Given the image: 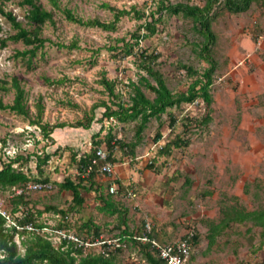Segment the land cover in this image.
I'll use <instances>...</instances> for the list:
<instances>
[{"label": "rangeland", "instance_id": "374dc122", "mask_svg": "<svg viewBox=\"0 0 264 264\" xmlns=\"http://www.w3.org/2000/svg\"><path fill=\"white\" fill-rule=\"evenodd\" d=\"M38 1L53 12L54 23L41 27V36L49 41L29 65L27 58L17 53L31 46L21 40L6 41L16 30L2 10L33 30L36 25L27 18L30 6L22 5L20 0H0V81L9 82L17 76L27 92L29 108L28 115L0 109V165L21 156L23 163L17 164L23 166L20 168L31 181L49 176L53 184L49 190L25 193L28 204L22 206L24 211L33 213L38 222L50 228L63 227L68 234L84 240L118 237L125 225L117 214L112 216L99 209L103 204L98 195L101 192L118 202L133 233L142 234L148 220L153 225V236L161 241L193 233L190 264H264V229L252 220L231 223L216 235V243L209 245L210 226L220 221L225 204L264 209V0H255L240 13L229 11L225 0L215 4L212 28L217 39L211 53L218 67L211 86L213 102L208 106L199 98L169 108L160 118L153 117L133 153L127 147L116 146L112 155L115 161L111 160L116 173L93 170V189L82 190L85 201L81 206L74 204L72 191L60 188L58 183L66 178H88L78 161L97 147L103 146L109 153V132L124 144L136 139V122L108 120L103 117L102 105L92 111L95 104L109 101L100 82L103 74L116 80V91L125 99L131 90L129 81H138L141 73L147 74L138 65L139 56L125 55L119 39L132 40L134 33L144 34L140 25L154 17L158 31L142 38L135 50L157 52L154 65L168 86L174 93L186 92L197 76H190L183 66H192L200 73L208 67L201 55L205 37L193 18L158 10L163 2L204 6L207 0H59L60 8L49 0ZM106 4L117 10H131L114 30L81 25L63 13L68 8L84 19L110 21L116 11ZM133 7L144 16L137 18ZM59 43L77 45L62 47ZM144 90L154 97L152 91ZM1 94L5 103H12L15 90ZM92 114L95 119L89 127L77 126L78 122L88 123L87 117ZM207 115L211 118L204 122ZM38 117L42 123L66 125L46 137L31 122ZM158 131L162 137L156 140ZM178 137L189 139V145L175 146L172 142ZM98 140L103 142L98 145ZM168 144L171 146L166 152ZM45 154L51 157L42 165L41 173L36 156ZM113 182L119 187L118 193L109 190ZM85 184L90 183L87 180ZM128 189L137 196L129 197ZM15 197L11 190H0V204L10 211ZM56 208L66 211L67 217L57 213ZM17 214L13 213L14 217H19ZM89 220L101 227L99 237L94 235L95 227L83 226ZM42 235L48 238L53 233ZM51 238L57 246L59 239ZM15 240L20 244V237ZM126 243L117 255L121 264H149L143 258L141 242ZM20 249L24 250L22 246ZM99 251L98 247H90L83 254Z\"/></svg>", "mask_w": 264, "mask_h": 264}, {"label": "trees", "instance_id": "16d2710c", "mask_svg": "<svg viewBox=\"0 0 264 264\" xmlns=\"http://www.w3.org/2000/svg\"><path fill=\"white\" fill-rule=\"evenodd\" d=\"M50 3L56 7L60 8L59 0H49ZM219 0H207L204 6L197 4H190L184 2H178L176 4H165L164 2L160 6L158 11L166 10L170 14H180L182 13L185 17H191L199 25L202 34L205 37L202 46V57L208 62V67L204 69L202 73L195 70L192 66L184 65L188 74L190 76H197L194 81L189 85L186 92L174 93L173 90L168 86L166 78L163 73L155 67V62L159 57L157 52L149 53L145 50L139 48L135 50L136 46L140 45V41L144 37H149L156 33L157 30V21L152 17V21H146L140 25V30L143 28L146 32L140 34L136 32L133 34L132 40H126V38H121L119 41H123V45L119 46L124 51L125 55L133 54L134 56H139L140 61L138 63L141 70H144L147 74H140L138 81L130 80L128 86L131 87L129 96L127 99L123 97V94L120 91H116V80L109 79L105 74L100 79L101 84L104 86L105 91L109 95V101L102 100L100 103L95 104L92 108L93 113L97 106L102 105L105 107L103 117L109 119H115L119 122H136V139L135 141L124 144L121 140L116 139L115 136L111 135L109 132L107 136V146L109 147V158L110 160L115 161V158H112L114 148L116 146L122 148H129L130 152L133 153L136 146L143 139V132L147 128L148 123L153 117L160 118L163 113L168 112L169 108L181 106L184 102H194L195 100L202 98L208 106L213 102V96L211 94V86L214 81V75L217 70V61L211 53L212 45L217 39V34L212 28L213 21V11L214 6ZM255 0H225V7L234 13H240L247 11L252 3ZM22 5L30 6L29 13L27 15L28 22L30 24L36 25L33 30L23 26L22 22L17 20V18L11 12H2L12 23L16 33L10 35L9 38L14 41H23L26 45L31 46L23 51L18 52L17 54L27 58V63L31 65L34 62V58L37 56L40 49H44L46 41H49L48 38L41 36V27L47 22L54 23L53 12L44 8L38 0H20ZM112 10L116 11L114 17L110 21H101L98 18H88L84 19L83 17L77 16L71 9H64L63 13L66 18L70 21L79 23L86 26H99L105 30H114L117 23L122 16L130 14L131 10L128 9H118L112 6H109ZM132 10L135 11V16L137 18H142L144 12L137 10L136 7H133ZM159 21V18H157ZM3 41V43H6ZM62 47L76 46L77 43L71 45L57 44ZM118 49V47H114ZM139 59V58H138ZM152 80L154 82H152ZM10 84V85H9ZM148 89L154 93V97L151 98L147 95L144 89ZM10 89L15 90V96L12 103H5L1 91H9ZM27 92L22 87L21 81L17 76H13L9 82L0 81V109H10L16 111L18 114L28 115L29 108L27 106ZM43 106H41L40 110ZM210 115H207L204 118V122H208ZM88 123L78 122L77 126L89 127L95 115H89L87 117ZM33 124H37L44 136L49 137L51 133L58 127H64L65 123H59L56 125H51L49 123H42L38 117L36 120H31ZM162 137L161 132H157L155 137L156 140ZM103 140H98L97 144H101ZM175 146L179 147L182 145H189L190 140L183 137H178L174 142ZM171 144H168L165 151L170 150ZM98 148V147H97ZM96 148V149H97ZM96 149L93 153L85 154L82 156L78 163L79 168L82 172L88 173V178L80 176L78 181H75L71 178H66L63 182L58 183L60 188L65 190H71L73 193V202L76 206L83 205L85 198L82 195V190H91L93 189L95 172L88 171V167L91 164L93 157L95 156ZM50 154H45L43 157L38 155L37 167L39 171L43 173L42 165L46 164L50 159ZM30 158H26L25 161H29ZM24 160L21 156H16L15 158L10 159L8 162H5L0 165V190L8 191L11 190L14 186L25 185L30 182L31 177L23 172L19 166L20 163ZM18 165L15 167V165ZM90 183L89 185L85 184V181ZM37 181H50L49 176L44 178H37ZM99 199L103 202L99 209L109 215H118V218L121 220V224L125 225V228L121 230L118 236H125L127 234L131 235L126 241L131 243H138L134 238L133 232L128 229V223L125 218V212L121 210L118 202L112 196H104L101 192L98 194ZM14 207L13 213H18L22 210L23 205H27L28 201L25 200V195L16 196L13 199ZM57 213H62L67 217L66 211L63 209H57ZM42 214L43 212H38ZM19 217H14L18 224L24 226L28 223H33L38 229H41L42 226L46 225L37 221V216L33 213L25 212L24 209L20 214H17ZM252 220L256 224L261 225L264 229V209L261 210H248L243 205L238 203L225 204L222 207V217L219 222H212L210 229L212 231L210 235L209 245H213L216 241V235H219L233 222H244ZM65 221V219H63ZM84 227L89 229L95 227L94 235L99 237L101 227L91 220L83 223ZM63 229V227H60ZM16 236L21 238L20 244L15 240ZM196 238V236H195ZM66 240L61 244L55 246L53 242L44 237L40 232L31 231L24 229L19 231L16 226H8L7 219L0 213V264H121L117 259L118 252L120 253L121 248L109 252V254L103 253H87L83 254L86 250L80 247H75L71 242L64 248ZM20 246L23 247L21 251ZM143 247V258L149 264H166L157 254L153 251L150 244H142Z\"/></svg>", "mask_w": 264, "mask_h": 264}, {"label": "built area", "instance_id": "2783aa9c", "mask_svg": "<svg viewBox=\"0 0 264 264\" xmlns=\"http://www.w3.org/2000/svg\"><path fill=\"white\" fill-rule=\"evenodd\" d=\"M96 168L99 171L110 175L116 173L115 163L109 159V154L103 146L96 149L95 156L88 167V171L95 170ZM52 187L53 184L50 181H30L25 185L14 186L11 189V193L12 196H19L32 190H49ZM109 190L111 193H118L119 187L113 182L110 185ZM127 195L131 198H134L137 196V193L132 189H128ZM0 213L6 217L8 226H16L19 231L28 229L35 232H40V234H46V232L51 234L53 233V236L59 239L57 242L58 244H61L64 240H66L64 248L72 242L75 247H80L84 250L90 247H98L100 249V253L107 255L111 251L125 247L127 244L126 240L131 237V235L127 234L125 236L113 238L101 236V238H97L96 240H84L76 234H68L62 228H50L47 224L42 226L41 229H38L33 223H28L22 226L18 224V221L14 218L12 211L8 210L2 204H0ZM193 235L194 234L191 233L174 241H161L153 236V225L151 220H148L145 223V231L142 234L134 233L132 238L136 239L142 244H150L153 251L157 254V256L164 260L166 264H190L192 257ZM53 236L47 237L51 240V237Z\"/></svg>", "mask_w": 264, "mask_h": 264}, {"label": "crops", "instance_id": "0c3cea01", "mask_svg": "<svg viewBox=\"0 0 264 264\" xmlns=\"http://www.w3.org/2000/svg\"><path fill=\"white\" fill-rule=\"evenodd\" d=\"M172 241H174V240H172ZM215 243H216V241H215ZM215 243H214V244H215ZM210 246H212V245H210ZM191 258H192V257H191ZM144 261H145V260H144ZM190 262H191V261H190Z\"/></svg>", "mask_w": 264, "mask_h": 264}]
</instances>
